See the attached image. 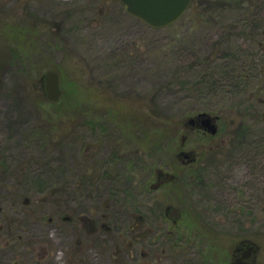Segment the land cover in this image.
<instances>
[{
  "label": "rangeland",
  "instance_id": "rangeland-1",
  "mask_svg": "<svg viewBox=\"0 0 264 264\" xmlns=\"http://www.w3.org/2000/svg\"><path fill=\"white\" fill-rule=\"evenodd\" d=\"M215 1L192 0L154 28L121 0H0V264H81L66 255L76 219L60 215L97 216L105 203L144 215L169 203L185 220L201 210L217 248L191 240L172 252L165 238L168 264H231L242 239L258 246L251 263L264 264V0ZM20 27L38 31L33 53L6 47ZM50 70L58 107L46 96ZM142 112L179 122L157 154L125 136L124 120ZM200 113L219 116L214 137L186 125ZM174 171L178 181L150 189ZM94 254L85 264H109Z\"/></svg>",
  "mask_w": 264,
  "mask_h": 264
},
{
  "label": "flooded vegetation",
  "instance_id": "flooded-vegetation-1",
  "mask_svg": "<svg viewBox=\"0 0 264 264\" xmlns=\"http://www.w3.org/2000/svg\"><path fill=\"white\" fill-rule=\"evenodd\" d=\"M188 126L191 130H202L205 137L209 135L201 127V124ZM186 137L188 138L189 135L186 134ZM181 146L184 147L185 145L182 143ZM182 151L185 150H180L177 154L179 160L186 163L198 161L197 158L188 161L184 156H179ZM167 173H160L158 181L154 182L161 183L160 186L157 188L150 187V189L158 190L165 184L179 180V176L174 173L175 179L166 180ZM167 190L170 198L174 196L175 199L181 200V197L172 188L167 187ZM167 194L164 196L166 199ZM109 202L112 201L109 200ZM168 204L162 203L159 206H153L149 215L140 214L136 208L128 207L121 208L119 211H107V203L102 205L97 216L91 214L77 215L75 213L60 215L61 222L71 223L73 219H76L74 222L77 223L76 228L72 231L74 243L70 245V252L66 255L78 259L81 264L86 263L84 262L85 256L90 255L92 250L95 251L94 255H106L109 264H164L165 262L168 264L167 261L172 258L169 251L176 250L177 252L179 249H184L185 243L191 240H193L191 243L193 245L202 243L204 252L207 243L210 242V232L205 218L200 215L201 210L194 209L191 211L188 220H185L186 209L182 212L179 206ZM47 219L49 225L58 221V218L55 217H48ZM164 225L165 229H163ZM165 238H167L166 242L170 246V250L168 245L165 247L163 245ZM239 243L232 254L234 260L242 257L247 251L248 245L256 246L252 256L257 252L258 246L255 242L242 239ZM237 248L240 250L235 252ZM43 255H45V251ZM252 256L247 260L250 261Z\"/></svg>",
  "mask_w": 264,
  "mask_h": 264
},
{
  "label": "water",
  "instance_id": "water-1",
  "mask_svg": "<svg viewBox=\"0 0 264 264\" xmlns=\"http://www.w3.org/2000/svg\"><path fill=\"white\" fill-rule=\"evenodd\" d=\"M127 8V11L144 21L151 27L164 28L177 22L189 9L192 0H121ZM45 90L46 96L50 101L58 102L61 99L62 89L60 85V75L58 72L50 70L45 75ZM218 117H212L207 113H200L196 117L188 119L186 125H199L212 135L217 134L218 127L216 120ZM187 137H182L184 145ZM179 156H184L191 160V155L182 151ZM175 179V175L167 173L166 180ZM161 183H154L152 188H157ZM177 212V210L175 209ZM240 248L235 250L239 251ZM256 250L255 245H248L247 251L244 252L242 257L236 258L231 264H252L248 261L252 253Z\"/></svg>",
  "mask_w": 264,
  "mask_h": 264
},
{
  "label": "trees",
  "instance_id": "trees-1",
  "mask_svg": "<svg viewBox=\"0 0 264 264\" xmlns=\"http://www.w3.org/2000/svg\"><path fill=\"white\" fill-rule=\"evenodd\" d=\"M241 0H216L215 4L222 5L226 4H237ZM244 4V1L241 2ZM32 18V16H31ZM34 20L36 21L35 17L33 16ZM264 32V27H262ZM36 29L27 28V27H20L18 31L13 32L12 36L6 40V47L9 50H17L20 49L17 53L28 52L33 53L34 49L39 48V34ZM8 51V50H7ZM9 52V51H8ZM237 77V76H236ZM232 80L236 82L239 86V82L242 79L241 77L235 78L232 77ZM247 91V90H246ZM248 92V91H247ZM40 99L43 101L45 98ZM251 100V98H249ZM52 106L58 107L60 106V101L52 102L50 101ZM246 107H251V104H248ZM136 116H140V118H130L127 117L123 122L124 133L127 139L131 138L137 144L139 150L143 151L144 153L148 154H157L164 149L165 146L168 147L169 143V134L168 132L171 131V127L174 124H179V122H169L159 120L156 116H152L150 114L141 113L140 115L134 114ZM147 115V116H146ZM137 133V134H136ZM130 136H128V135ZM139 135V137H138ZM214 137V136H213ZM4 160L0 157V170L4 169ZM175 173V171H174ZM176 174V173H175ZM179 195V193H177ZM213 248H217V238H212L210 240Z\"/></svg>",
  "mask_w": 264,
  "mask_h": 264
}]
</instances>
